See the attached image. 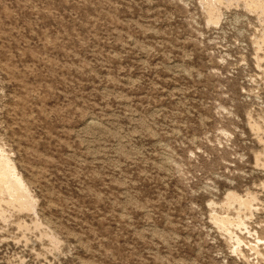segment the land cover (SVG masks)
I'll return each instance as SVG.
<instances>
[{"label":"rangeland","instance_id":"obj_1","mask_svg":"<svg viewBox=\"0 0 264 264\" xmlns=\"http://www.w3.org/2000/svg\"><path fill=\"white\" fill-rule=\"evenodd\" d=\"M0 173V264H264V0H0Z\"/></svg>","mask_w":264,"mask_h":264},{"label":"bare ground","instance_id":"obj_2","mask_svg":"<svg viewBox=\"0 0 264 264\" xmlns=\"http://www.w3.org/2000/svg\"><path fill=\"white\" fill-rule=\"evenodd\" d=\"M3 175H2V173H0V183L3 181ZM10 184H11V181H10ZM18 187L19 186H17V184H15V186H13V195H14V197L13 198H17L19 195H18V193H19V189H18ZM234 196V195H233ZM232 196V197H233ZM236 196V195H235ZM19 198V197H18ZM234 198V197H233ZM236 198H238V197H236ZM230 199H232L231 197H230ZM15 200V199H14ZM238 200H239V198H238ZM244 201L245 200H243V201H241V202H243L244 203ZM229 202H231L230 200H229ZM235 203L237 202V201H234ZM247 202V201H246ZM238 203H240V201L238 202ZM230 204V203H229ZM244 204H246V203H244ZM228 221V220H227ZM223 224L224 225H226V221H223Z\"/></svg>","mask_w":264,"mask_h":264}]
</instances>
